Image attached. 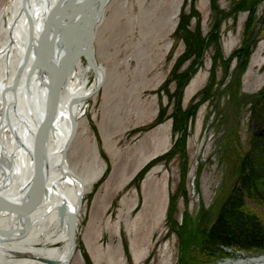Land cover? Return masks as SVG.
<instances>
[{
  "label": "rangeland",
  "instance_id": "374dc122",
  "mask_svg": "<svg viewBox=\"0 0 264 264\" xmlns=\"http://www.w3.org/2000/svg\"><path fill=\"white\" fill-rule=\"evenodd\" d=\"M9 1L0 0V11ZM237 3L217 0L214 9L212 0H112L102 11L93 44L105 81L85 102L68 158L78 167L98 162L108 175L83 198L68 264H220L264 256V249L207 235L239 183L264 114V101L255 102L264 99V0L254 4L249 29L250 11H236ZM184 15L188 33L179 31ZM191 35L204 40L201 50L190 47ZM248 50L243 72L238 51ZM237 73L240 84L232 87ZM96 75L90 72L89 85ZM211 84L216 97L205 93ZM178 106L189 112L182 131H174ZM161 113L162 122L143 130ZM248 203L264 226V206ZM205 214L208 225L200 228Z\"/></svg>",
  "mask_w": 264,
  "mask_h": 264
},
{
  "label": "bare ground",
  "instance_id": "6f19581e",
  "mask_svg": "<svg viewBox=\"0 0 264 264\" xmlns=\"http://www.w3.org/2000/svg\"><path fill=\"white\" fill-rule=\"evenodd\" d=\"M111 2L70 6L72 0H10L0 11V201L19 202L27 193L44 156L42 120L53 98L57 107L46 129V192L26 208L27 222L12 212H0V264H49L45 259L68 264L73 255L68 220L75 216L78 223L85 194L104 173L98 162L78 167L68 158L73 120L79 123L85 102L105 81V70L94 67L98 28L81 27L99 21L100 6L103 11ZM59 5L61 10L49 18ZM47 40L51 46L43 49ZM92 70L96 81L89 85ZM20 254L24 257L18 258ZM220 264H264V256Z\"/></svg>",
  "mask_w": 264,
  "mask_h": 264
},
{
  "label": "trees",
  "instance_id": "16d2710c",
  "mask_svg": "<svg viewBox=\"0 0 264 264\" xmlns=\"http://www.w3.org/2000/svg\"><path fill=\"white\" fill-rule=\"evenodd\" d=\"M259 0H239V3L236 5V11L240 8L244 10L247 9L250 11V16L246 23V28L249 29L253 25V11H254V4L257 3ZM217 0H212V7L215 9ZM218 9V8H217ZM189 16H185L181 19L179 31L184 30L186 33L189 32L188 24H189ZM218 25L214 27V35L216 34V43L219 40L217 36ZM216 32V33H215ZM193 38V35H191ZM204 40L202 38L190 39V47L192 46L195 48L196 51L201 50L202 46L204 45ZM247 49V48H246ZM245 50V49H244ZM241 52V57L244 55V62L240 66L242 67L240 71L246 69L247 63L250 58V51H238ZM236 54V52H234ZM233 54V55H234ZM221 58L220 55H218ZM218 57L216 58L217 62ZM239 71V72H240ZM238 74V73H237ZM241 75H237V81L233 84L232 87L238 86L240 84ZM215 84V83H214ZM213 84L209 85L205 93L216 97V93L213 92ZM253 100V99H252ZM262 102L264 101L263 98L257 97L255 102ZM189 112L183 111L180 106L177 107V120L174 125V131H182L188 125ZM165 118H163V114L161 113L156 122H154L148 128L143 130H148L152 126L159 124ZM259 133L255 135L252 141V151L250 152L248 158H244L243 165L240 166V173H239V183L236 188L232 191L231 195L228 197V201L224 206V212L221 214L219 220L210 219L208 214L203 215V217L198 218L199 227L202 228L205 222L210 219L213 220L214 226L212 227V233H207V235L213 240H226L229 242V245L236 247V248H245V249H264V226L262 221L259 219L256 213L248 205L249 201H257L261 202L264 206V114H261V121L259 126ZM184 142L181 141V145L184 146ZM184 147L180 148L183 149ZM179 149V150H180ZM172 152L165 153L151 162H149L143 170L137 176L138 179L142 180L143 175L145 172L158 163L159 161L163 160L164 158L171 157ZM185 152V148L183 149L182 153ZM184 156V155H183ZM108 172H106L99 183L95 185L94 192L96 191L97 187L100 185L107 178ZM137 178L132 181L136 182ZM185 180V178H184ZM138 184L141 181H137ZM184 185V184H183ZM182 185V190H183ZM185 189L184 192L187 194L186 185H184ZM173 197V196H172ZM171 197V202L168 210L167 221L171 222L172 215L174 213V199ZM223 204V203H222ZM221 204V206H222ZM216 219V218H215ZM213 222L211 224H213ZM209 227V226H208ZM206 232V230H203ZM207 236V237H208ZM213 242H216L214 240Z\"/></svg>",
  "mask_w": 264,
  "mask_h": 264
},
{
  "label": "water",
  "instance_id": "95a60500",
  "mask_svg": "<svg viewBox=\"0 0 264 264\" xmlns=\"http://www.w3.org/2000/svg\"><path fill=\"white\" fill-rule=\"evenodd\" d=\"M93 0H72V3L69 4L70 6L73 4L75 5L76 3H87V2H92ZM91 5V3H90ZM62 8V5H59L55 11L51 14V16L49 18H52L54 15H56V13H58ZM101 9V14H102V7L100 6ZM98 20H94L90 23V25H83L81 27V30H84L85 28H91L96 25ZM63 31H65V29L61 30L58 35L62 36L63 35ZM48 39V38H47ZM50 42L49 40L45 41L44 45H43V49L44 48H49ZM41 55V54H40ZM39 58L42 59V55L39 56ZM45 64V63H44ZM43 64V69L44 71L48 74V67L47 65ZM95 69L99 70L100 67L95 63L94 64ZM103 82H101L98 87L96 88V90L94 91V93H96L100 87L102 86ZM93 94V93H92ZM55 97V96H53ZM55 98H53L52 100V104L49 105V107H47L48 110V115L46 116V118H44L42 120L41 126H40V130H39V139L42 142V148L44 151V156L43 159L40 163V167H38V171L37 173H35V176L33 177L32 181H30L29 184V189L27 191V193L25 194V196L23 197L22 200H20L19 202H5V201H0V212H12L16 215H18L21 219L26 220L25 222H27L28 220V216L25 213L26 212V208L28 209V207L33 204L36 199L39 197L40 193L42 190H44L46 192V179H45V175H44V170H43V164L45 162V148H46V143H47V133H46V129L47 127H51V122H53L54 116L56 115L57 112V107L55 106L56 102L54 101ZM73 131L72 134L70 136V141L68 143V148L69 146L72 144L77 131H78V123L76 122V119L73 120ZM38 139V140H39ZM66 150V151H67ZM76 226H77V219L75 216H72L69 218L68 220V229H69V233H68V239L72 242L73 244V249H75V238H76ZM74 252V250H73ZM45 261L49 264H59V262L57 261H53V260H49V259H45Z\"/></svg>",
  "mask_w": 264,
  "mask_h": 264
}]
</instances>
